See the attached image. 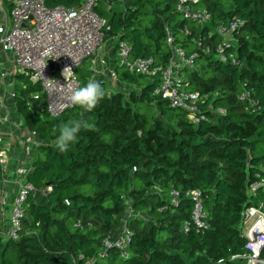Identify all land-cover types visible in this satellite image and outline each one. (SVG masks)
Wrapping results in <instances>:
<instances>
[{
  "label": "trees",
  "instance_id": "1",
  "mask_svg": "<svg viewBox=\"0 0 264 264\" xmlns=\"http://www.w3.org/2000/svg\"><path fill=\"white\" fill-rule=\"evenodd\" d=\"M12 1L3 0L5 7ZM83 1L45 0L69 8ZM102 3L104 13L95 9L106 19L105 39L125 40L131 57L166 63V27L176 46L196 53L194 66L183 71L188 88L206 95L203 118L188 120L183 110L151 94L154 81L118 65L119 77L139 89L107 92L100 82L106 95L93 111L74 106L50 117L31 105L42 95L26 77L14 94L15 106L24 125L45 143L34 148L30 160L26 180L35 190L23 205L18 236L0 237V264H242L230 257L244 251L243 210L264 202V187L249 190L257 174L264 177V0H201L198 5L210 13L204 26L175 20V0ZM235 17L242 24L234 32L236 44L225 52L239 65L202 50L220 40L207 32ZM77 79L80 86L87 83L83 75ZM245 92L249 96L240 99ZM208 104L224 112L215 113ZM153 106L155 115L142 109ZM72 118L94 127L82 129L61 152L55 137L59 125ZM2 173L0 166V179ZM171 189L180 193L176 203ZM191 189L199 192L203 224L184 231L192 207L184 191ZM34 192L44 193L47 203L38 202ZM123 229L130 238L124 249L106 248L104 239Z\"/></svg>",
  "mask_w": 264,
  "mask_h": 264
},
{
  "label": "built area",
  "instance_id": "2",
  "mask_svg": "<svg viewBox=\"0 0 264 264\" xmlns=\"http://www.w3.org/2000/svg\"><path fill=\"white\" fill-rule=\"evenodd\" d=\"M201 0H175V9L183 19L198 26L207 25L210 13L206 8L198 6ZM98 0H84L78 7L69 8L61 4L48 6L45 0H13L9 9L10 21L4 25L0 33V45L11 53L14 67L24 73L31 83L38 84L42 99L37 107L42 108L50 117H59L72 109L68 97L72 89L79 87L75 70L84 60L94 55L105 39L106 19L95 9ZM2 4V1H0ZM242 24L239 17L220 23L210 29L220 36L219 41L203 45V52L218 58L220 62L239 65L232 53L225 49L236 44L234 32ZM183 33H188L186 25ZM203 39V38H202ZM202 39L197 44L202 45ZM166 44L170 56L166 63H156L152 57H131L130 47L123 39H117L116 56L118 66L131 73L147 76L156 84L151 94L159 97L172 108H178L186 113L188 120L197 123L203 118L201 105L206 95L188 88V81L183 69L192 68L196 53L186 54L185 50L176 46L169 28L166 27ZM54 64V70L48 61ZM65 67L71 69L66 79L63 75ZM248 92L239 98H247ZM207 109L215 113H223L220 107ZM34 135L33 132H31ZM7 161L6 154L0 149V166L3 169ZM29 168H19L16 176V188L7 203L8 237L16 239L23 215V205L28 195L35 189L26 180ZM258 178L249 185L250 192L258 187H264V177ZM171 201L176 203L180 193L175 189L169 191ZM184 195L192 201L189 218L182 223L184 231L190 226L199 227L203 224L202 203L196 189L184 191ZM2 200L1 203H3ZM241 231L244 237L243 253L231 255L230 259L240 258L242 264H264V202L248 206L242 213ZM130 238L126 229L112 237L105 238L106 248L115 247L123 250ZM221 261V260H220ZM83 264H93L85 261Z\"/></svg>",
  "mask_w": 264,
  "mask_h": 264
},
{
  "label": "crops",
  "instance_id": "3",
  "mask_svg": "<svg viewBox=\"0 0 264 264\" xmlns=\"http://www.w3.org/2000/svg\"><path fill=\"white\" fill-rule=\"evenodd\" d=\"M0 1H2L0 4L1 33V29L5 28L4 25L9 23L10 17L9 8L5 7L3 0ZM116 42V37L104 39L96 53L84 60L77 69L79 72L83 67L82 75L87 81L94 79L102 82L107 92L122 90V86L125 85V80L119 77L120 73L116 70L118 65ZM20 74L24 73L14 67L11 53L0 45V149L5 152L7 158L0 179V223L8 219L7 201L12 197L16 188L17 170L19 168L31 169L30 160L34 154V148L38 144L45 143L44 140L31 134L16 109L13 89L15 85L24 87L23 80L25 79ZM34 197L38 202L47 203L42 192H34ZM2 200H4L3 203H1Z\"/></svg>",
  "mask_w": 264,
  "mask_h": 264
},
{
  "label": "clouds",
  "instance_id": "4",
  "mask_svg": "<svg viewBox=\"0 0 264 264\" xmlns=\"http://www.w3.org/2000/svg\"><path fill=\"white\" fill-rule=\"evenodd\" d=\"M70 72H72L71 69L65 67L62 74L67 79ZM105 95L106 91L102 84L93 79L87 81L83 86L72 89L68 99L71 105L90 112L97 107ZM93 127L92 124L83 119L72 118L62 122L58 128V135L55 137L56 147L59 151L66 152L77 141L78 134L82 129L91 130Z\"/></svg>",
  "mask_w": 264,
  "mask_h": 264
},
{
  "label": "rangeland",
  "instance_id": "5",
  "mask_svg": "<svg viewBox=\"0 0 264 264\" xmlns=\"http://www.w3.org/2000/svg\"><path fill=\"white\" fill-rule=\"evenodd\" d=\"M99 6V7H98ZM199 6V5H198ZM97 7L101 10V12H105L106 11V8H107V6L106 5H104V3H102V0H98V2H97ZM174 19L175 20H177V21H179V20H182V17L179 15V14H175V16H174ZM85 67V66H84ZM78 69V68H77ZM76 73L75 74H77L76 75V77H81L82 76V74H83V67H81L80 68V71L78 72V71H75ZM16 75H17V73H16ZM21 76L23 75V78H25L26 79V76L24 75V74H20ZM125 81H124V83H125V85H123L122 86V91H124L125 93H128V92H130L132 89H139V86L137 85V84H135V83H133V82H130V81H128V80H126V79H124ZM141 81L142 82H144L143 81V78L141 79ZM22 88V86L21 85H15L14 86V94H18L19 93V91H20V89ZM14 98V97H13ZM39 103L40 102H38V101H36V102H33L31 105L32 106H39ZM146 113H148V114H151V115H155V114H157V108L156 107H148L147 109H145V108H142ZM6 219V218H5ZM4 219V220H5ZM6 223V225L4 226V224ZM7 231H8V219L6 220V221H4V222H1L0 223V237L3 239V240H6L7 239V237H8V234H7Z\"/></svg>",
  "mask_w": 264,
  "mask_h": 264
},
{
  "label": "water",
  "instance_id": "6",
  "mask_svg": "<svg viewBox=\"0 0 264 264\" xmlns=\"http://www.w3.org/2000/svg\"><path fill=\"white\" fill-rule=\"evenodd\" d=\"M119 39H120V37H119ZM48 63H49L50 69L53 71L54 70V64H53V62L51 60H49Z\"/></svg>",
  "mask_w": 264,
  "mask_h": 264
}]
</instances>
